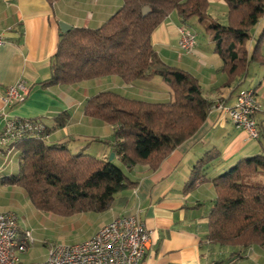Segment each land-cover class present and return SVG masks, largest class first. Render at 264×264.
I'll use <instances>...</instances> for the list:
<instances>
[{"label": "crops", "instance_id": "1", "mask_svg": "<svg viewBox=\"0 0 264 264\" xmlns=\"http://www.w3.org/2000/svg\"><path fill=\"white\" fill-rule=\"evenodd\" d=\"M208 2L209 8H214L211 11L215 17L211 18L216 21L225 18L226 22L227 8L223 1ZM121 6L122 0H55L52 3L49 0H0V36L4 41L0 45V132L11 118L39 120L46 128L43 139L46 144L62 145L72 154L83 153L108 161L114 152L110 144L114 127L86 116L83 111L86 100L110 91L149 103L170 101L169 89L159 77L126 84L117 76H104L72 85L42 86L50 77L51 59L61 35L58 22L72 28L97 29ZM181 26L196 35L197 43L192 53H184L178 47ZM263 28L264 16L251 30L248 51ZM150 39L161 61L196 79L204 98L212 104L210 111L199 129L173 150L156 170L147 165L128 169L113 153L111 161L136 185L117 193L107 211L77 214L72 216L75 221L60 223L70 225L71 230L77 223L91 225L90 232L75 242L78 243L92 237L118 216L135 215L153 232L139 264H264L261 247L230 248L211 245L207 241L208 216L216 199L213 180L239 161L264 154V65L248 64L242 76L225 86L227 79L221 71L222 61L203 27L195 19L183 23L175 12L153 30ZM261 53L264 57V41ZM18 81H24L28 87L27 98L22 103L3 108L1 97L5 88ZM242 89L252 90L261 105L255 115L260 132L257 140H250L245 131L237 129L224 111L234 104ZM61 118L66 121L57 126ZM16 145L10 155L0 149V206L6 205L0 212H12L17 218L22 214L28 218L21 210L25 207L30 215L37 217L35 213H41L54 220L53 215L33 210L21 188L2 182L18 173L20 155ZM206 154L211 155L210 161L199 174V181L187 190L192 169ZM18 224H21L19 219ZM19 233L18 241L23 242L20 227ZM33 245L20 256L21 264L44 259L46 250L38 261L29 256Z\"/></svg>", "mask_w": 264, "mask_h": 264}, {"label": "trees", "instance_id": "2", "mask_svg": "<svg viewBox=\"0 0 264 264\" xmlns=\"http://www.w3.org/2000/svg\"><path fill=\"white\" fill-rule=\"evenodd\" d=\"M222 1L227 8L224 25L209 16L208 0H122L120 9L99 28L61 33L50 77L42 86L72 85L104 76H117L126 84L159 77L170 92L167 103L128 99L106 91L90 97L83 108L86 116L114 127L110 144L123 165L128 169L147 165L156 170L199 129L212 105L194 77L167 65L154 51L151 33L160 23L172 12L183 23L195 19L222 61L225 86L242 76L248 64L264 65V28L251 51L247 48L251 30L264 16V0ZM144 7L149 8L146 15L142 14ZM61 119L57 126L65 123ZM16 147L18 173L2 182L21 188L33 208L45 214L103 213L117 193L136 185L114 162L72 154L62 145L27 138ZM210 159L206 154L194 166L187 190L199 181ZM252 177L262 180L253 182ZM213 184L216 199L208 216V243L264 249V154L239 161Z\"/></svg>", "mask_w": 264, "mask_h": 264}, {"label": "built area", "instance_id": "3", "mask_svg": "<svg viewBox=\"0 0 264 264\" xmlns=\"http://www.w3.org/2000/svg\"><path fill=\"white\" fill-rule=\"evenodd\" d=\"M196 35L185 26L178 30V47L184 53H192L196 47ZM4 43L0 36V45ZM29 89L24 81L5 88L1 102L4 107L22 103ZM218 107L222 108L221 105ZM261 105L254 92L239 90L232 106L224 108L230 122L246 132L250 140L259 138L260 132L255 115ZM4 116V114H1ZM46 128L39 120L11 118L0 132V149L6 155L13 152V146L27 138L43 140ZM152 231L135 215H121L102 226L92 237L74 244L48 245L42 261L31 264H139L151 241ZM19 224L12 212H0V264H21L20 256L33 245L30 231L23 232L19 242Z\"/></svg>", "mask_w": 264, "mask_h": 264}, {"label": "rangeland", "instance_id": "4", "mask_svg": "<svg viewBox=\"0 0 264 264\" xmlns=\"http://www.w3.org/2000/svg\"><path fill=\"white\" fill-rule=\"evenodd\" d=\"M211 8L214 10L213 6L208 8V14L210 17H215ZM217 21L218 23L225 22V18L223 20L217 18ZM259 180H262V178L252 177L253 182H258ZM28 204V206H31L30 203ZM5 206L6 205L2 203L0 208L3 209ZM21 210L28 215V218H26L22 214H18V219L21 223L19 227L22 233L25 230L31 232V235L35 242L33 247L31 248L29 256L37 258V260L35 261H38L40 259L41 254L44 253L48 245L65 243L67 245L73 244L76 241H81L82 239H84V237L91 230V225L81 226L82 223H77L75 224V228L71 230L70 225L66 226L65 223H60L61 221H75L74 217L53 216L54 220H50L46 217V215L41 213H35L37 214V217H35L34 215H30L25 207Z\"/></svg>", "mask_w": 264, "mask_h": 264}, {"label": "water", "instance_id": "5", "mask_svg": "<svg viewBox=\"0 0 264 264\" xmlns=\"http://www.w3.org/2000/svg\"><path fill=\"white\" fill-rule=\"evenodd\" d=\"M149 12V8L148 7H144L143 10H142V14L143 15H146L147 13ZM58 25H59V28H60V32L63 34V33H67L69 32L72 27L70 25H67L63 22H58ZM113 158V153L110 154L109 158H108V161H111V159Z\"/></svg>", "mask_w": 264, "mask_h": 264}]
</instances>
